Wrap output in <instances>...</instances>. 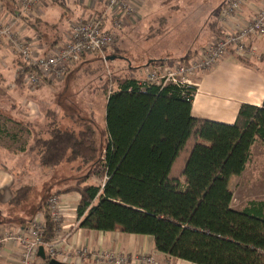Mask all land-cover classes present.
Masks as SVG:
<instances>
[{
	"label": "trees",
	"instance_id": "1",
	"mask_svg": "<svg viewBox=\"0 0 264 264\" xmlns=\"http://www.w3.org/2000/svg\"><path fill=\"white\" fill-rule=\"evenodd\" d=\"M191 54L175 61L188 63ZM196 92L121 78L107 93L102 148L92 128L59 126L33 150L47 168L90 167L73 187L56 192L79 195V229L148 236L156 252L190 264H264V201L236 210L230 188L246 171L253 146L264 147V103L243 104L229 125L195 116ZM92 177L102 186L88 184ZM32 189L19 188L11 204L28 201ZM47 206L40 208L45 242L57 229Z\"/></svg>",
	"mask_w": 264,
	"mask_h": 264
},
{
	"label": "crops",
	"instance_id": "2",
	"mask_svg": "<svg viewBox=\"0 0 264 264\" xmlns=\"http://www.w3.org/2000/svg\"><path fill=\"white\" fill-rule=\"evenodd\" d=\"M134 1L137 4V13L133 17L124 18L122 29L117 30L116 45L106 51L105 60L125 64L127 66L126 74L130 78L141 80L138 75L141 72L147 74L154 65L151 62L166 61L165 63H170L172 60L186 57L190 52L198 53L201 48H206L215 38L221 36L220 14L229 0H218L214 4L213 1L208 0ZM263 3L264 0H247L240 12V17L243 20L250 19L256 10L262 7ZM210 4H213L211 8H206L210 7ZM215 8L218 12L217 20L209 21L207 15ZM196 15L201 18L197 20ZM90 19L99 21L107 30L114 29L111 11H109L105 0H43V3L34 8L29 16L21 14L15 0H0V21L11 24L13 30L21 38L31 41L39 56L46 54L56 43L65 40L74 22ZM193 23H197L199 28L204 26L207 33L204 35L203 41L199 37L194 39V43L191 44L193 46L187 49V55L177 57V55H169L167 51L163 54L158 52L167 49L164 36L168 30L179 27L189 29L192 28ZM197 35L199 36L196 33L195 37ZM253 45L257 51L252 57L243 59L229 55L212 70L198 73L193 78L197 89L192 103V112L195 116L212 122L232 125L236 122L243 104L256 107L263 105L264 39L256 41ZM191 55L193 58L195 54ZM20 65L21 60L12 53L8 46H0V121H2L0 122V142L2 140H18V135L11 132L10 125H13L24 126L27 129L29 127L30 132L34 133L33 141L36 143L39 139L49 138V133L46 131L52 129V126L49 128L50 122L43 117V111L37 102L30 101L29 93L19 82ZM72 71L73 69L61 83H65L71 77ZM50 85L53 84L43 86L35 95L42 97ZM61 120L62 118L56 119L55 124L59 126ZM256 144L252 148V154ZM31 147L29 149L26 144H23L21 148L15 149L16 151H11L5 145H0V204L4 198L3 202L7 205L3 219L0 220V236L19 228H26L36 216L43 217L39 212L41 204H37V213L35 212L31 218H27L28 213L25 212L23 215L21 214V217L13 216L10 210L13 207L11 201L15 192L19 188L28 186L39 190L42 184L46 185L52 180L58 184L59 180L56 179V175L49 178L47 174L49 172L58 173L68 165L65 163L54 169L44 167L41 165L37 151L33 150L35 144ZM29 153L36 155L34 164H32L33 156L28 157ZM70 168L73 170L74 166L70 165ZM78 170L81 171L80 168ZM30 172L42 174L37 185L20 187L18 183V186H15L11 174ZM85 175L78 177V180ZM67 180L69 181L64 184L72 182L69 178ZM88 184L102 186L103 181L92 177ZM60 196L67 212L59 232L60 235L65 233L67 236V244L64 243L63 248L65 246L67 248L71 246L74 248L90 247L97 250H119L127 254L149 253L155 256L159 264H190L156 252L154 241L148 236L128 235L118 231L99 232L79 229L76 216L79 195L64 193ZM34 207L33 205L31 210ZM7 214H9V218H6ZM20 254V248L17 245L4 244L1 252V264H19Z\"/></svg>",
	"mask_w": 264,
	"mask_h": 264
},
{
	"label": "built area",
	"instance_id": "3",
	"mask_svg": "<svg viewBox=\"0 0 264 264\" xmlns=\"http://www.w3.org/2000/svg\"><path fill=\"white\" fill-rule=\"evenodd\" d=\"M22 15L29 16L43 0H15ZM247 0H229L220 14L221 36L212 41L200 54L186 62H167L153 65L140 84L165 86H193V78L201 72L212 70L229 55L249 58L256 54V41L264 39V3L248 20L240 17ZM113 18V30L105 29L95 20H77L70 28L65 40L55 44L50 50L39 56L34 44L21 38L11 24L0 21V46L6 45L19 57L18 78L28 88H41L66 79L68 73L85 57L105 55L118 39L117 30H121L125 17L137 13L134 0H105ZM61 196L53 195L48 201V211L53 222L59 224L54 239L44 241L45 221L36 216L26 228L0 236V264L2 246L13 243L20 248L19 264H48L58 260L67 264H159L149 253L127 254L119 250L83 248H63L67 236L59 234L63 219L66 217ZM45 250L46 259L39 255L40 248Z\"/></svg>",
	"mask_w": 264,
	"mask_h": 264
},
{
	"label": "rangeland",
	"instance_id": "4",
	"mask_svg": "<svg viewBox=\"0 0 264 264\" xmlns=\"http://www.w3.org/2000/svg\"><path fill=\"white\" fill-rule=\"evenodd\" d=\"M208 1H213L214 4L217 3L218 0ZM213 4H210V7L206 8H211ZM207 16L209 21H216L218 17L216 8L212 12H209ZM200 18L201 16L196 15L197 20ZM199 27L197 23H193L192 28L189 29L179 27L168 30L164 36V41L166 42L165 47L167 49L159 50L158 52L162 54L168 52L169 55L172 56L177 55V57H184L188 54L187 49L194 43L195 38L199 37V39L203 41V37L206 35L207 31L204 29V26H201L202 28ZM196 33H198L199 36L197 35L195 37ZM202 50L203 48H201L198 53L195 51L191 53L195 54L193 56L195 57L200 54ZM106 56L107 55L103 56L99 54L86 57L73 68V71L70 73L72 74L71 77L65 83L59 82L50 85V88L43 93L42 97L39 95L36 96L35 93L43 87L32 89L20 82L29 93L30 101L34 103L37 102V105L43 111V117L50 122L49 128H51V126L52 128L60 126L64 130H75L77 132L85 130L87 127L92 128L96 132L97 140L101 148L104 145L107 93L116 88V83L119 79L129 77L126 74L127 66L125 64H117L116 62L105 60ZM172 61L177 62L175 60ZM145 74L141 72L138 78L144 79L146 77ZM61 118L60 125H55V120ZM10 128L12 130L11 132L18 135V140H2L0 142L1 146L5 145L11 151H16L15 149L21 148L23 144H26L29 149L35 144V141H33V139H35L34 133L30 132L29 127L27 129L24 126L17 127L10 125ZM16 131H18V133H16ZM32 156V164H34L36 155L32 153L28 154V157ZM80 164L79 162L73 164L68 163V165L58 173L49 172L47 174L48 177L50 178L52 175H56V179L59 180L57 182L59 183L56 184V181L52 182V180L46 185L42 184L39 190L32 189L28 201L20 206H13L10 210L11 214L21 217L25 212L29 215H27V218L33 217V214L38 209V207H36L37 204L46 206L49 198L56 195V192L67 191L68 188L73 187L77 183L78 177L88 173L90 167L85 166L82 168ZM70 165L74 166L73 170H71ZM78 168H80L81 171H79ZM11 176L15 182V186H18L19 183L21 187L23 185H37V181L40 180L42 174L30 172L15 173L11 174ZM68 178L72 182L70 184H64L66 181H69L67 180ZM230 188L234 193L233 208L236 210L243 209L248 202L253 200L264 201V147L261 143L258 142L256 144L246 171L242 176L232 179ZM3 200L4 198L2 199V204H0V220L3 219L4 212L7 210V205L4 204ZM33 205L35 206V210L34 208L31 210ZM6 218H9V214H7ZM58 226L59 224L56 225V228H58ZM61 236H66V234L61 233ZM52 239H54V237Z\"/></svg>",
	"mask_w": 264,
	"mask_h": 264
},
{
	"label": "water",
	"instance_id": "5",
	"mask_svg": "<svg viewBox=\"0 0 264 264\" xmlns=\"http://www.w3.org/2000/svg\"><path fill=\"white\" fill-rule=\"evenodd\" d=\"M39 255H40V257H41L42 259H44V260L46 259V256H45V250H44L43 247L40 248ZM49 264H67V263H63V262H60V261H58V260L53 259V260H50V261H49Z\"/></svg>",
	"mask_w": 264,
	"mask_h": 264
}]
</instances>
